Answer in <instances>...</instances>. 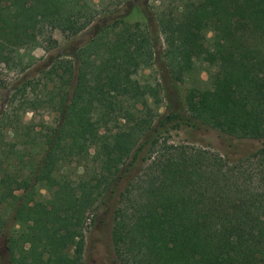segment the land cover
Masks as SVG:
<instances>
[{
  "label": "trees",
  "instance_id": "1",
  "mask_svg": "<svg viewBox=\"0 0 264 264\" xmlns=\"http://www.w3.org/2000/svg\"><path fill=\"white\" fill-rule=\"evenodd\" d=\"M88 3L0 0V63L32 47L43 26L79 36L11 88L25 91L39 75L42 95L22 110L55 121L35 130L1 112L12 138L0 133V209L19 201L18 229L3 237L0 227L7 264H81L82 227L100 210L120 264H264V0H187L167 21L152 17L149 0H124L112 15ZM136 9L138 35L124 22ZM151 59L162 114L136 79ZM196 63L209 71L208 87L192 91L201 117L187 114L171 72ZM184 128L213 130L229 151L168 144ZM70 163L82 169L75 180L60 171ZM32 175L48 200L32 197Z\"/></svg>",
  "mask_w": 264,
  "mask_h": 264
},
{
  "label": "rangeland",
  "instance_id": "2",
  "mask_svg": "<svg viewBox=\"0 0 264 264\" xmlns=\"http://www.w3.org/2000/svg\"><path fill=\"white\" fill-rule=\"evenodd\" d=\"M187 0H149L148 12L156 20L167 21L169 14L172 12L174 18H177V13L181 10L180 6ZM124 0H90L88 3L90 10L93 12L111 13L116 9H122ZM106 11V12H105ZM109 13V14H110ZM97 13L96 15H98ZM113 13H111L112 15ZM95 15V14H94ZM100 15V14H99ZM108 16V15H107ZM158 19V21H159ZM169 20V19H168ZM157 21L158 26H160ZM125 24L129 27V33L139 34L141 31H137L136 24L143 30L145 25V19L139 9L134 10L126 19ZM141 34V33H140ZM79 36L72 37L68 33H62L58 28L50 29L49 26H43L40 30V35L37 37V42L32 47L24 50H19V55L10 54V64L0 63V123L2 120L1 112L4 111L8 116H18L22 125L25 127L33 125L35 130L40 129L43 124L55 121V114L53 112L46 111L45 109L32 111L27 109L23 112V106H28L27 103L34 98L40 97V89L42 87L36 84V80H41L39 75H31L29 85L26 90L22 92H15L11 90L13 84L19 80L24 74H28L35 66L36 63L45 61L50 55L60 52L65 49ZM159 43L161 46L162 61L166 62L169 56L162 53L166 46V39L163 34H158ZM56 41V44L52 42ZM181 48V47H180ZM182 49V48H181ZM173 81L177 88L178 95L182 101L183 107L186 109L187 114L192 116H204L206 114L205 106L199 102V100L193 96L192 91L194 89L203 90L208 87L209 83V71L203 64L196 63L192 68L180 69L178 66L174 67ZM136 79L141 85L150 86L153 90L155 100L159 104L154 105L153 113L162 114L165 111L166 100L162 90L161 72L159 70L158 61L151 59L145 67H142L136 76ZM43 81L40 82L42 85ZM9 96H12L11 103L8 104ZM149 104H152V97L149 95ZM32 127V126H30ZM0 133L12 138L10 131L4 129L3 124H0ZM168 144L173 145H187L192 147H204L205 150L211 152L223 153L228 152V142L225 138L220 137L216 132L211 129L190 130V129H178L171 130L165 135ZM162 139H160L161 141ZM37 150L32 151L34 154V160L37 161L40 158ZM146 154V153H145ZM156 156V155H154ZM73 162V161H72ZM146 166V162L142 164V167ZM62 174H67L70 178L75 180V176L82 173V169L77 165L70 163L60 170ZM27 171L24 172V174ZM34 175L31 176V189L32 197L39 200H48L51 192L43 187L42 184H36L34 182ZM53 190L55 187L52 188ZM24 193V192H23ZM21 191H16L15 195H22ZM19 201L14 206L0 209V227L4 235L14 232L18 229V225L14 219V215ZM106 217V215H104ZM102 211H98L93 215L88 216L82 227L81 234L84 238V248L82 253L81 264H120L115 257L112 241H111V228L112 224L109 219H103ZM0 238V264H7L5 255V243L4 238Z\"/></svg>",
  "mask_w": 264,
  "mask_h": 264
}]
</instances>
